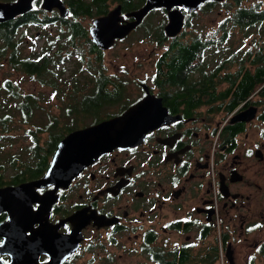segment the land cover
<instances>
[{
	"label": "flooded vegetation",
	"instance_id": "obj_1",
	"mask_svg": "<svg viewBox=\"0 0 264 264\" xmlns=\"http://www.w3.org/2000/svg\"><path fill=\"white\" fill-rule=\"evenodd\" d=\"M44 1L32 0L31 8L25 13L36 14L33 19L24 22L23 27L29 24L42 27L64 24L70 30L69 36L72 39H85L91 52L102 55L104 49L97 45L91 33L94 19L120 5L123 21L133 20L135 16L131 12L139 9L147 0H133L130 4L132 6L126 3L127 0H105L104 6L97 0H80L83 7L76 17L70 7V0H62L68 8L65 15H62L58 6L45 7ZM224 2L226 0H205L198 8L190 10L181 6L185 13L184 26L191 14L204 7ZM157 10H162L167 19L169 18L165 6L156 7L127 35L117 38L115 43L125 40L143 25L145 28L147 15ZM25 13L0 23L16 22L17 17ZM86 16L91 19L88 25L83 22ZM73 20L78 22L80 28L76 34L74 26L71 25ZM0 34L6 37L1 26ZM49 36L52 41L54 36ZM60 37H63L62 34L57 36ZM94 45L102 51H94ZM259 53V57H263ZM161 54L162 52L159 56ZM256 55L257 53L251 58L252 66L244 69L241 66L235 70L234 77L227 78L230 84L225 86L215 84L213 77L216 71L210 73L204 81L196 80V67L202 59L194 60L192 68L183 72L177 83L170 80L167 69L160 70L157 67L151 74L152 83L150 80H138V96L133 97L116 112L95 116L86 125L119 114L142 98L148 93L142 83H147L150 92L161 99L162 108L158 110L157 125L147 131L140 143L128 147H114L86 163L66 184L57 188L56 183L35 186L36 191L32 189L31 193L32 197L37 198L32 199L33 220L26 233L29 235L38 230L44 234L33 245H16L14 242L13 246L6 248L7 235L15 233L19 226L14 225L5 230L0 228V249L4 250L0 253V258L3 262L9 263L16 258L13 264H24L29 259L30 251L36 249L38 254L33 264H74L85 247L93 250L95 246H99L111 252L110 247L118 245L129 253H143L145 259L147 254L149 256L148 245H151L160 250L159 260L162 261L175 259V264H180V260L185 258V261L191 259L197 264H209L205 253L214 249L215 252H220L221 249L225 251L227 261L232 264L227 252L235 251V230L229 224L236 225L239 222L240 233L247 237L245 234L262 227L264 222V101H261L264 97V82L243 101L238 102L235 95L236 86L244 75L256 72L260 64L259 59L252 61ZM221 69L218 67L217 70ZM101 73L102 78L99 81L96 78L100 73L96 77H89L84 73L81 76L92 82L95 80L93 88L98 85L105 93L113 92L117 82L122 83L116 79L115 74L104 71ZM154 75L160 78L153 81ZM63 80L71 82L74 88L75 82L80 81V76L74 74ZM201 82H205L206 86L194 85ZM57 86L58 82L54 87ZM255 94L260 99H255ZM101 108L85 113L98 114ZM252 109L256 110V115L248 119ZM243 112L244 119H234ZM73 129L75 127L66 131L63 137ZM47 169L39 176L28 177L19 182L4 181L0 187L40 178ZM52 190L54 192L51 197L56 195L57 199L50 202L51 206L47 209L49 199L44 194ZM8 219V211H1L0 225L7 223ZM218 222L221 244L216 241L212 245L207 239ZM76 227L81 228L83 237L79 246L71 254L65 255L72 242L69 234ZM171 232L184 233L186 241L175 240L170 245L169 237L164 236L165 245L157 246L158 236ZM150 236L154 237L151 241ZM261 248L264 253V240L257 245L256 252H261ZM197 254L200 256L197 257ZM87 264H93V260H89Z\"/></svg>",
	"mask_w": 264,
	"mask_h": 264
},
{
	"label": "rangeland",
	"instance_id": "obj_2",
	"mask_svg": "<svg viewBox=\"0 0 264 264\" xmlns=\"http://www.w3.org/2000/svg\"><path fill=\"white\" fill-rule=\"evenodd\" d=\"M240 1L247 5L255 3L258 6L260 2L261 7L264 6V0ZM237 3L236 0H226V2L221 4L204 7L191 14L188 18V24L183 28L186 34L182 38L189 40L190 37L199 36L204 38L208 44L207 48L203 50L204 56H202V60L198 62L199 65L196 67L197 72L194 75L196 80L204 81L209 77L210 73L216 71L213 77L215 84L219 86L229 85L228 76L233 78V72L241 66H243V69L251 67V58L257 52H261L264 57V22L248 27L234 24L233 11L236 9ZM167 20L162 10L148 14L145 20L146 27L144 28L143 25L141 29L138 28L139 30L133 31L130 34L131 36L129 35L125 40H118L110 49H104L101 61H99L100 57L97 58L90 51V46L85 39L78 37L72 39L69 36L70 30H67V26L64 24L61 26L50 24L46 25L47 27L34 24L22 26L23 28L21 27L19 30V39L23 55L35 57L37 52L47 46V41L50 39L49 34L51 37L54 36L52 41L57 42L55 48L61 47L60 53L56 54V57L57 60L63 57L66 62H58L56 60L53 63L54 70L59 75L57 88H60L61 91H58L54 86L43 84L36 75L14 67V64L11 63L9 51L2 54L0 58V83L5 84L7 80H11L14 88L21 94L33 92L38 95L40 103V107L37 108L38 112L40 114L45 112L42 113V117L50 121H52L51 113H54L60 126L71 119V116L66 114V106L79 102L83 94L90 91L95 84V80L92 82L89 78L81 76V74L84 73L89 77H96L100 71L115 74L116 79L124 84L121 96L114 102L104 104L98 114L79 113L77 115L78 119L74 120V122L76 127H81L88 124L97 115L120 110L126 103L130 102L129 100L138 96V80L147 81L152 78L151 74L157 67L156 60L159 54L169 45L167 41L164 46L158 43V36ZM90 21L91 19L87 16L83 18V22L86 25ZM59 34H62L63 37L57 38ZM55 38L57 39L53 40ZM4 42L2 35H0V44L2 45ZM218 67L222 69L218 71ZM74 74L80 76V81L73 88L71 82H66L63 79ZM150 83H152L151 80ZM83 88L86 89L81 90ZM62 93L66 94L62 95ZM254 98L260 99L257 94H255ZM4 100V97L0 95V103H5ZM261 101H264V97L261 98ZM36 117L37 114L32 118L30 117L31 120L26 121L22 118L21 113H18L10 124L12 136L0 132V177L5 182L10 181L16 172L26 166L14 156L20 154L21 157L19 147L25 143L29 144V138L25 137V134L28 128L34 126L37 121ZM0 129L2 130V128ZM45 137L46 133L42 135L41 139L44 140ZM22 158L26 161L28 157L23 153ZM262 224V227L245 234L247 237L242 236V232L240 233L239 222L236 225L229 224L235 230V251L233 253L235 264H264V253L256 252L257 245L264 240V222ZM164 236L169 237L170 245L175 240L186 241L184 233H161L157 239V246L165 245ZM207 240L211 241L212 245L216 241L221 244L219 222ZM120 247L122 246L110 247L115 257L106 248L102 249L99 246H95L93 250H87L85 247L74 264H87L91 259L93 264H153L148 254L144 259L143 253L142 255L140 252L129 253L126 250L123 251ZM199 256L200 254H197V257ZM201 256H203L202 253ZM187 264L197 263L192 262L190 259ZM211 264H230L227 261L225 251L220 249L218 257L213 259Z\"/></svg>",
	"mask_w": 264,
	"mask_h": 264
},
{
	"label": "water",
	"instance_id": "obj_3",
	"mask_svg": "<svg viewBox=\"0 0 264 264\" xmlns=\"http://www.w3.org/2000/svg\"><path fill=\"white\" fill-rule=\"evenodd\" d=\"M203 1L205 0H147L139 9L131 12L135 16V19L130 21H123L119 5L111 9L107 14L95 18L91 33L97 45L108 48L115 43L117 38L127 35L143 20L150 10L165 6L168 9L169 18L164 26V30L166 35L174 37L183 30L184 26L185 13L181 6H184L185 10L196 9ZM31 6L32 0L0 1V21H5L15 17L17 14L25 13ZM44 6L48 8L58 6L61 9L62 15L68 13V8L62 0H45ZM142 84L148 93L128 106L123 112L102 119L97 123L75 128L62 137L58 141L52 155L49 168L43 176L31 181L21 182L18 185L0 187V212L7 210L9 213L7 223L0 225V228H4L5 230L14 225L19 226L15 233L7 235L8 242L5 245L6 248L13 246L14 242L16 245H20V243L25 246L33 245V243H36L35 240L38 237L40 239V236L44 234L43 232L39 233L38 230H36L37 232L32 231L29 235L26 233L31 228L33 220L31 206L32 201L37 198L36 196L32 197L31 193L36 188L35 186H46L56 183L57 188L59 185L66 184L86 163L91 162L100 154L114 147H128L140 143L147 131L157 125L159 122L158 110L162 108L161 99L150 92L147 83ZM255 115L256 110H250L248 119L253 118ZM238 118L244 119V112L236 115L234 119ZM52 192L54 190L44 194V197L49 199L47 209L57 199L56 195L51 197ZM69 237L72 238V242L69 246V252L67 251L65 255L71 254L79 246L83 237L81 228H74ZM2 251L4 250L0 249V253ZM32 254L35 255V258ZM37 254L36 249L32 250V252L30 251L28 255L29 259H26L24 264H33V261L37 258ZM227 256L233 264V250L228 251ZM14 262H16V258L11 259L9 263H4L0 258V264H13Z\"/></svg>",
	"mask_w": 264,
	"mask_h": 264
},
{
	"label": "trees",
	"instance_id": "obj_4",
	"mask_svg": "<svg viewBox=\"0 0 264 264\" xmlns=\"http://www.w3.org/2000/svg\"><path fill=\"white\" fill-rule=\"evenodd\" d=\"M97 1H99L102 6L105 5V0ZM127 1L128 2L126 3L128 5L133 3V0ZM236 1L238 2L236 8H238L234 11V22L243 27L253 26L264 22V7H261L260 2L258 4L261 8L255 3L248 6L240 0ZM70 2V7L75 15L74 17H76L83 6L79 3L80 0H70ZM35 14L36 12H28L18 16L16 22L6 21L0 23L1 29H3L6 34V37L0 34L5 38V42L2 45L0 44V58L2 54L9 51L12 60L11 63L14 64V67L21 68L29 74L36 75L43 84L56 86L59 80V75L54 70L53 63L57 60L56 54L60 53L61 47L55 48L57 44L48 40L47 46H44L39 52H37L35 57L23 55L22 53L21 41L18 33L23 23L28 19H33V15ZM77 23L78 22L75 20L71 21V25L74 26L75 34L80 31ZM185 34L186 31L182 30L177 36L169 37L166 35L164 28H162L161 33L158 36L159 45L163 46L166 40H169V45L159 56L156 63L157 68L160 70L167 69L168 76H170V80L173 83H177L181 77L180 75L192 68L194 60L202 59L201 55L203 54V50L207 48L208 45L206 40L199 36L190 37L189 40L183 39L182 37ZM99 49L100 48L96 45L93 46L94 51ZM94 54L97 58L100 57L99 61L103 59L102 55H98L96 52H94ZM259 56L260 53L257 52L256 57L252 59L253 62L256 61L255 59L260 60L256 72L252 74L246 73L242 81L236 86L235 95L238 98V102L247 99L248 96L264 82V60L263 57ZM57 61L66 62V59L61 57ZM101 72L102 71H100L99 77L96 78L97 81L102 78ZM159 78L160 77L154 75L153 81H156ZM194 85L203 87L206 86V83L201 82L200 84L195 83ZM57 89L58 91H61L60 88ZM122 90H124L123 83L117 82L111 93H105L97 85L96 88H93V91L83 94L79 102L66 106V114L70 115L71 119L65 124L59 126V121L54 113L49 112L52 116V121H50L49 119L42 117V113L45 112H42L41 114L38 112L37 108L40 107L38 95L33 92L21 94L16 88H14L11 80H7L5 84L0 83V95L5 99V103H0V128H2V130L0 129V132L12 136L10 124L18 113H21L22 118L26 121L31 120L30 117L32 118L37 114V117L35 118L37 121L34 123V126L27 129V133L25 134V137L29 138V144L25 143L19 147L21 157L20 154L14 156V158H17L20 163H24L26 166L24 169H20L16 172L10 181L19 182L25 178L42 174L50 163L58 141L63 137L66 131L72 127H76L74 120L78 119L77 115L81 112H88L96 108H101L106 103L114 102L121 96ZM64 94L66 93H62V95ZM232 107L233 106H231V108ZM231 108L228 110H231ZM45 133L46 137L42 140L41 137ZM23 153L28 157L26 161L22 158ZM3 182L4 179L0 177V184H3ZM149 238V241L154 239L153 236H150ZM262 250L263 248H261V252L259 253H263ZM148 253L153 264H175V259H165V261L159 260L161 252L160 250H157V248L155 249L154 246L148 245ZM205 254L207 257L206 260L209 264L212 263L213 259L218 257V252H215V249L214 251L209 250ZM184 261L185 258H182L180 264H187L189 262L188 260Z\"/></svg>",
	"mask_w": 264,
	"mask_h": 264
},
{
	"label": "bare ground",
	"instance_id": "obj_5",
	"mask_svg": "<svg viewBox=\"0 0 264 264\" xmlns=\"http://www.w3.org/2000/svg\"><path fill=\"white\" fill-rule=\"evenodd\" d=\"M101 48H103V47H101ZM103 49H105V48H103Z\"/></svg>",
	"mask_w": 264,
	"mask_h": 264
}]
</instances>
